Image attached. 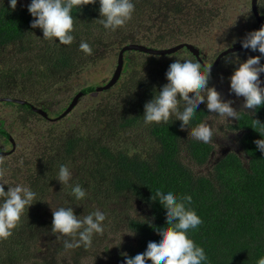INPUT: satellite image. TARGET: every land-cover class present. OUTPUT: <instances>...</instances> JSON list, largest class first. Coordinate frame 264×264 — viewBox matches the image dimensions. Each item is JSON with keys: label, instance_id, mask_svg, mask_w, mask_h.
Returning <instances> with one entry per match:
<instances>
[{"label": "trees", "instance_id": "trees-1", "mask_svg": "<svg viewBox=\"0 0 264 264\" xmlns=\"http://www.w3.org/2000/svg\"><path fill=\"white\" fill-rule=\"evenodd\" d=\"M134 2L132 18L116 30L105 29L100 23L98 0L80 10L73 9L74 40L63 45L55 38L43 39L40 28H31L34 18L27 10L28 4L18 1L15 10H11L8 0H0V94L5 95L0 97L17 98L9 94L15 89L23 94L31 87L40 93L51 87L60 92L87 67L111 54L115 46L117 64L118 52L127 44L157 48L171 42L177 44L198 34L217 15L209 0ZM81 41L92 47L90 55L80 50ZM9 51L19 54L16 63L7 55ZM166 56L176 59L182 55ZM122 58V73L116 82L120 91L113 93V86L105 90L104 99L81 120L84 124L91 122L85 129L91 134L71 128L64 134L50 131L46 135L43 157L22 182V186L37 193L40 201L25 210L8 238L0 239V264H56L55 258L62 253L68 255L70 262L64 257L60 264H81L87 257H95L96 261L98 258L99 264L121 263L126 258L124 253L131 255L145 246L148 237L159 236L155 225L167 223L163 206L153 198L157 186L192 196L190 206L203 222L188 234L204 248L206 264H255L264 256V154L256 148L254 140L260 134L252 127L264 135V125H257L254 120L264 123V105L254 115L241 111L240 119L231 121L208 113L201 103L189 128L207 120L216 135L208 144L194 140L186 127L178 126L174 114L167 122L146 126L142 122L143 106L152 98L153 88L159 89L166 82L171 59L161 60V71L156 72L158 80L146 83L139 67L143 62L158 63L157 57L125 50ZM140 59L143 62L139 63ZM122 74L128 77L121 82ZM83 90L94 92V86ZM7 103L21 111V118L32 114L30 102ZM4 133L0 130L1 137ZM221 147L229 148L224 156L217 152ZM60 164L71 168L74 175L69 187L50 185L51 192L60 189L70 196L52 194L62 201L56 206L73 204L81 216L97 208L106 213L103 234L94 236L87 249L65 250L51 233L52 212L44 202L47 200L41 194L40 183L55 180ZM75 184L88 192L83 205L74 204L77 202L71 187ZM146 217L150 223L144 222ZM132 231L135 235L128 234ZM113 232L124 236L114 241L109 236ZM42 239L48 243L43 244ZM60 239L63 241L64 237ZM110 245L113 246L108 248ZM42 246L45 252L40 256Z\"/></svg>", "mask_w": 264, "mask_h": 264}, {"label": "clouds", "instance_id": "clouds-1", "mask_svg": "<svg viewBox=\"0 0 264 264\" xmlns=\"http://www.w3.org/2000/svg\"><path fill=\"white\" fill-rule=\"evenodd\" d=\"M17 2L8 0L11 10H15ZM96 3L97 0H30L27 10L34 18L30 26L33 29L40 28L43 39L55 38L60 44L70 45L74 40L73 9L80 10L84 5ZM98 3L100 23L105 29L116 30L124 26L135 11L134 0H98ZM239 42L243 49L259 52V55H250L244 60L237 53L224 57L225 62L236 65L228 80L229 92L237 99L243 98L239 110L233 106L234 100L223 99L215 86H209L213 62L205 63L197 56L186 54L170 60L165 74L166 82L159 89L153 88L152 98L143 106V124L148 126L167 122L169 116L174 114L178 126L186 127L187 133L194 140L208 144L216 135L207 120L189 128L195 109L201 103L206 105L208 113L231 121H238L241 111L254 115L264 105V81L261 80V74L264 73V63H261L264 59V24L247 32ZM79 48L86 54L92 53V47L86 41H81ZM254 120L255 124L264 125ZM252 128L260 134L254 143L264 154V135L255 127ZM73 175L71 168L60 164L55 179L61 185H68ZM5 185L0 183V239L8 238L25 210L40 201L37 200V193L29 187L7 185L5 190ZM154 192L153 198L163 206L167 223L155 225L159 236L148 237L143 248L135 250L131 255L124 253L126 258L123 264H206L208 257L204 248L196 244L188 234L189 230H196L203 222L190 206L192 196L180 195L171 188L159 186ZM71 194L77 206L83 205L88 198V192L80 184L71 187ZM44 202L49 204L52 212L51 233L57 242L61 236L64 237L62 244L65 250L78 247L87 249L92 246L94 236L103 234L106 220L104 211L97 208L81 216L76 214L73 204L54 206L50 201ZM144 222L150 223V218L146 217ZM128 234L135 235V232ZM255 264H264V256H260Z\"/></svg>", "mask_w": 264, "mask_h": 264}, {"label": "flooded vegetation", "instance_id": "flooded-vegetation-1", "mask_svg": "<svg viewBox=\"0 0 264 264\" xmlns=\"http://www.w3.org/2000/svg\"><path fill=\"white\" fill-rule=\"evenodd\" d=\"M233 3L232 5H226L221 0H209V5L213 4L215 7V11L213 14H216L217 9V15L220 12H224L228 15H233L237 11L241 14H238L239 19L234 20L233 26L237 29L238 34L237 37L233 38V41L235 40V43L233 41H229V33L225 32L222 34V28L224 21H229V18H222L220 22L218 23L219 15L213 16V20L211 22H208V26H203V29L201 31H205L208 28H210L212 32V38L218 45L220 49L215 54L211 53V50L207 52L211 53V56L202 49L198 43L193 45L198 49L199 51V57L201 60L205 63L211 64L212 66L215 65L213 68L211 66V70H214L219 63L224 60L225 56H230L232 53L239 54V57H245V54H252V55H259V52H252L249 49H243L240 48L234 52L226 53L225 55L221 56L218 61L217 57L221 53L222 50H224L227 47H231L232 45L241 46L240 40H242L245 36V34L249 31L258 29L262 24H264V0H230ZM243 3V6L239 7V5ZM236 6V7H234ZM209 9L208 14L211 13L210 7H207ZM254 8L256 9L254 11ZM246 11V17H245V24L242 20L239 22V20L244 18V11ZM236 21V22H235ZM229 24L232 22L229 21ZM199 32V33H200ZM198 33V34H199ZM198 42H202L203 45H205V42L203 40H198ZM231 42V43H230ZM192 43V42H191ZM173 53H181V55L190 54V50L186 47H182L178 49L177 51ZM169 53V54H173ZM192 54V53H191ZM155 56H158L159 54H153ZM161 55V54H160ZM168 55V54H164ZM236 66L233 63L228 62V66L231 65ZM264 78V73L261 74V80ZM105 81V80H104ZM221 85L223 87V92L219 91L222 95L223 99H232L234 100V107L238 110L242 103L241 101L243 98L237 99L234 94H231L229 92V80L226 75H223L221 77ZM103 85V82H98L97 84L92 83H83V86L78 91L74 92L72 95L70 94H64V96H58L55 99H49V100H42L41 102H33L30 109L32 110V114L29 115H22L21 118V111L16 107V112H18V115L9 122H6L5 118L0 116V130H4L5 133L3 134L2 140L3 143L0 144V183H4L5 190H7V185L14 186V185H21V179L23 182V176H25L27 173L30 172V168L35 165V163L38 164V160L43 157L45 152V138L50 131H53L52 128H49L45 132H38V128H34L33 126L36 124V120L38 121H47L48 123L53 121H60L64 118L66 120L67 115H73L78 116L81 113H86L90 111L91 109H84L81 111H77L79 103L84 100L85 95H97V94H103L104 91L99 92H86L83 89L87 86H94V89L97 86ZM80 93V95L76 98L75 105H73L70 109L68 108L69 104L73 100V98ZM106 101V100H105ZM29 102V101H28ZM7 103V102H5ZM31 103V102H30ZM8 104V103H7ZM61 108L60 111H58L56 114L55 112L58 110V108ZM68 109V111H66ZM80 128L81 126L78 125ZM73 128V127H72ZM71 129V128H70ZM14 131L17 132V134L14 135ZM38 132V133H37ZM55 133V132H54ZM29 136H32L33 138H29ZM1 137V136H0ZM24 141H23V139ZM21 144H26L30 148V153L27 159L23 160L21 163H18L20 157H16L15 160L7 162L6 157L13 156L19 153V147ZM24 153L23 155H25ZM22 157V156H21ZM58 193L64 194L65 192L60 189H56ZM41 194L42 196L47 200L54 203V205L62 204V201H60L59 198L54 197V195L51 194V188L49 186L43 187L41 186ZM57 196V195H55ZM55 199H58L57 203L55 202ZM49 205V204H47ZM114 264H117L116 262Z\"/></svg>", "mask_w": 264, "mask_h": 264}, {"label": "rangeland", "instance_id": "rangeland-1", "mask_svg": "<svg viewBox=\"0 0 264 264\" xmlns=\"http://www.w3.org/2000/svg\"><path fill=\"white\" fill-rule=\"evenodd\" d=\"M21 1V3L23 4H29L30 0H18ZM224 4L226 5H232L233 3L230 0H221ZM243 6V3H241L239 5V7ZM236 7V6H234ZM244 13V18L242 15V18L239 20V22H241L242 20L244 21L245 24V17H246V11L243 9ZM238 14H241L240 12H236L233 15H228L225 14L223 11L218 13V15L220 16L218 19V23L220 22V20L222 18L225 17L229 18V21H231L232 23L229 24V21H224L223 25L221 26L222 28V34H224L225 32L229 33V41H233L234 37H237L238 31L237 29L233 26V22L234 20L239 19ZM217 15V16H218ZM236 22V21H235ZM131 29V28H130ZM130 29H126V32H129ZM183 31H187V28H182ZM99 33H101L99 31ZM203 40V42H205V45L202 44V42H198V40ZM185 41H189L192 43H198V45L204 49L206 52L207 50L210 51L212 54H215L216 52H218L220 49L218 47V45L216 44V42L214 41V39L212 38V32L210 30V28H208L205 31H201L199 34H193L190 38H185ZM231 43V42H230ZM175 43L171 42V43H167L163 46L160 47H168L171 45H174ZM10 48L12 49L13 47L10 46ZM117 51V46H115V48L113 49V51L111 52V54H107L106 57L102 60H100L99 62H96L95 65H90L89 67L86 68V70L84 72H82L81 76H77V78H73L68 85L66 86L65 90H62L60 92H56V87H51V89H48L47 91H45L44 93H40L38 91L37 88H28L27 91L25 93H18V91L15 89L14 91H12L9 96H13V97H17V98H22V99H26L29 102L33 103V102H41L42 100H49V99H55L58 96H64V94H70L72 95L74 92L78 91L79 89L82 88L83 83H94L97 84L98 82H103V84L110 78L116 64V55L115 52ZM208 53V52H207ZM211 53H208L210 57ZM8 56H11V60L16 63L17 59L19 60L20 56L17 53H14L12 51H9ZM239 55V54H238ZM252 54L248 53L245 54V57H241V60L247 59L248 56H250ZM157 57V61L155 60V62L158 63H152V64H144V62L142 61V59H140V62H143L141 64V66L139 67L140 71H141V76L143 78V80L146 81V83H152V81L154 80H158L159 77H156L157 73H160L161 69L158 68V65L162 64L163 62L169 61L171 58L161 54L156 56ZM136 59V57L134 58ZM163 62H160V61ZM234 67L236 66H232L229 65L228 66V62H225V60H222L219 65L216 66V68L214 70H212V76H211V80L209 81V86H215L217 88L218 91H222L223 92V87L221 85V76L226 75L227 77H229L231 75V73L234 70ZM2 68V67H0ZM151 72V75H146V72ZM128 77V75H124L122 74V77L120 78L121 82L124 81L126 78ZM163 79V78H162ZM105 80V81H104ZM264 80V78H263ZM59 91V90H57ZM120 90L116 88V83L115 85H113V89L112 92L113 93H117ZM105 93V92H104ZM0 96H5L4 94H0ZM104 95L101 94H89V95H85L83 98L84 100H82V102L79 103L78 109L77 111H81L84 109H91L93 110V107L95 104H97L98 102H100ZM224 98V97H223ZM34 104V103H33ZM61 108L59 107L58 110L55 112V114L60 111ZM16 107L12 106L11 104H7L5 102H0V116L5 118L6 122H9L10 120H13L17 115L18 112H16ZM86 117L85 113H81L78 116H73V115H67L66 116V120L61 119L60 121H53L48 123L47 121H38L36 120V124L33 126L34 128H38L39 131L38 132H45L46 130H48L49 128H52V130L55 133H65L68 132L70 128H78L83 132H86L88 134H91L90 130H85L87 128V126L91 123L90 121L87 124L81 123V120H83ZM81 126L80 128L78 127ZM85 130V131H84ZM37 132V133H38ZM17 134L16 131H14V135ZM29 138H33L32 136H29ZM23 139V138H22ZM24 141V139H23ZM3 143L2 137H0V144ZM226 147H221L217 150L218 153H221V150L225 149ZM30 148L26 145V144H21L19 147V153L13 156H8L6 157V161L10 162L16 159V157H20L18 163H21L23 160L27 159L30 153ZM24 153H26L25 155H23ZM221 155V154H220ZM22 156V157H21ZM54 183H57L59 185H61L56 179L51 181V182H44V183H40V185L42 184V186H49L50 185H54ZM21 185H22V179H21ZM64 187H69L68 185H62ZM54 187V186H53ZM51 194H59V195H64V196H68L70 198V196L67 193L61 194V193H57L55 191H52ZM119 233H112L109 234V236H111L110 238H114V241L117 240L119 241L124 235H121L120 237H118ZM116 241V242H117ZM41 242H47L46 240L42 239ZM56 243H60L62 242V240L60 239L59 242H57V240L55 239ZM114 243V242H113ZM44 244V243H43ZM104 245H101L100 247L103 248ZM113 245H110L108 248H111ZM44 246H42L41 251H40V256L42 255V251L43 253L45 252L43 249ZM63 255H58L57 258H55V263L56 264H60L62 262V258L65 257L66 262H68V255L64 253H62ZM97 261L98 258H97ZM96 261L95 257H87L84 258L83 260H81V264H99ZM70 262V260H69Z\"/></svg>", "mask_w": 264, "mask_h": 264}, {"label": "water", "instance_id": "water-1", "mask_svg": "<svg viewBox=\"0 0 264 264\" xmlns=\"http://www.w3.org/2000/svg\"><path fill=\"white\" fill-rule=\"evenodd\" d=\"M256 9L254 8V11ZM182 47H186L187 49L190 50V52L194 55L197 56L199 59H201L199 57V51L198 49L193 45V43L188 42V41H184V42H180L171 46H166V47H150V46H145L144 44H139V43H132V44H127L125 46H123L120 51L118 52V58H117V64L110 76V78L101 86H97L94 90L95 92H99V91H104V90H108L110 87H112L113 85H115V83L117 82V80L119 79L121 73H122V68H123V52L125 50H138V51H143L146 53H150V54H169V53H173L175 51H177L178 49L182 48ZM242 48V46H236V45H232L231 47H229L227 50L222 51L219 56L217 57V60H219V58L223 55H225L226 53H231L234 52L238 49ZM215 65L212 66V68ZM80 95V93H78L73 100L71 101V103L69 104L68 108L70 109L73 105H75L76 102V98ZM2 101H9V102H14L17 104H26L28 103L26 100L23 99H17V98H12V97H0V102ZM32 105V104H31ZM68 111V109L66 110ZM228 152V147H226L225 149L221 150V156L226 155V153ZM117 264H123V262L121 263H117Z\"/></svg>", "mask_w": 264, "mask_h": 264}]
</instances>
